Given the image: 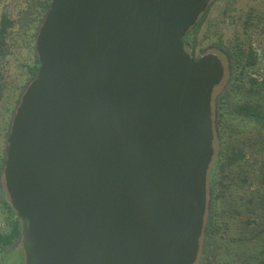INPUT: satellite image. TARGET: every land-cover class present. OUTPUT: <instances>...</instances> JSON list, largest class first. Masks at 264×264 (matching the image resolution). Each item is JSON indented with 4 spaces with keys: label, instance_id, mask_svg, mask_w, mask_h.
Masks as SVG:
<instances>
[{
    "label": "water",
    "instance_id": "95a60500",
    "mask_svg": "<svg viewBox=\"0 0 264 264\" xmlns=\"http://www.w3.org/2000/svg\"><path fill=\"white\" fill-rule=\"evenodd\" d=\"M214 0H50L4 160L24 264H196L210 211Z\"/></svg>",
    "mask_w": 264,
    "mask_h": 264
},
{
    "label": "rangeland",
    "instance_id": "374dc122",
    "mask_svg": "<svg viewBox=\"0 0 264 264\" xmlns=\"http://www.w3.org/2000/svg\"><path fill=\"white\" fill-rule=\"evenodd\" d=\"M44 1L0 0V23L5 15L12 23L5 39L0 38V231H10L18 219L6 204L5 149L13 114L37 65L36 36L47 12ZM199 23L187 40L195 45L193 54L200 56L211 45L237 52L240 62L235 70L241 74V82L235 81L230 55L227 61L214 51L222 58L226 74L213 95L218 133L210 170L219 160L214 177L216 189L223 195L212 202L208 187L210 211L196 264H264V131L238 112L247 101H260L264 110V90L259 95L252 82L256 79L264 86V0H214ZM219 98L224 99L221 111ZM224 151L228 157L218 159ZM11 251L13 255L3 264L25 263L21 243Z\"/></svg>",
    "mask_w": 264,
    "mask_h": 264
},
{
    "label": "trees",
    "instance_id": "16d2710c",
    "mask_svg": "<svg viewBox=\"0 0 264 264\" xmlns=\"http://www.w3.org/2000/svg\"><path fill=\"white\" fill-rule=\"evenodd\" d=\"M49 3H50V0H46L43 2V6L45 8L44 13L47 11V9L49 7ZM200 23L198 24V26L200 25ZM11 25H12V23L9 20V18L6 15L3 16L1 19V23H0V38L2 41L5 39L6 34L8 32V29H9V27H11ZM188 36H189V34H187L185 36V38H184L185 42H187ZM187 43H189V42H187ZM191 47H193V45ZM194 47H195V45H194ZM225 51L227 52V54L230 55L232 67H233V70L236 74V76H235L236 80L235 81H236V83H240L241 82V78H240L241 74L237 73L235 70V69H237L239 62H240L239 58L236 60L237 52H232L229 48L225 49ZM36 62H37V65H35V67L32 69V76L33 77L36 75L38 67H39L38 59ZM252 82L253 83L255 82V85H256L255 88L257 89V93L260 95L264 90V86L258 85V83H257L258 81L256 79H252ZM2 90H3L2 89V83L0 82V97L2 94ZM223 100H221L220 98L218 100L219 111L222 110V107H220V106L222 105V103H224ZM261 105H262V103L260 101H256V103L251 102V101H247L245 104L238 107L239 108L238 112L241 115H243L245 117H249L252 120H254L255 122H257L260 125L261 129L264 131V110L261 107ZM221 115H222V113L220 112L219 118H218L219 122L221 121V118H222ZM225 156H227V155L224 151L221 158L219 157L218 159L223 160V158ZM218 163H219V160L215 161L212 169L210 170V172L208 174V187H209L210 198H211L212 202L216 201L218 198H220L223 195L221 191L220 192L217 191L216 185H215L216 182H215L214 174H215V170H216ZM212 202H211V205H212ZM6 204L9 206L10 209H12L9 202H6ZM249 223H251V221H249ZM210 226H211V221H210L209 226H208V233L211 232ZM20 235H21L20 222L18 219L14 220L12 222V224L10 226V231H6V230L0 231V264H3V261L6 258H9V256L13 255L11 250L15 248L16 242L20 238ZM202 264H205V262L202 261Z\"/></svg>",
    "mask_w": 264,
    "mask_h": 264
},
{
    "label": "flooded vegetation",
    "instance_id": "af4514ba",
    "mask_svg": "<svg viewBox=\"0 0 264 264\" xmlns=\"http://www.w3.org/2000/svg\"><path fill=\"white\" fill-rule=\"evenodd\" d=\"M186 45H187V47H188L190 50H192L191 45H190L189 43L186 42ZM214 51L219 52L220 54H222V55L227 59V61H229L228 58H227V56H228L227 52H226L223 48H218V47L213 46V45L207 47V48L203 51V54H205V53H207V52H214ZM194 55H195V53H194ZM195 57H199V56H196V55H195ZM221 59H222V58H221ZM222 61H223V60H222ZM228 63H229V62H228ZM229 69H230V63H229Z\"/></svg>",
    "mask_w": 264,
    "mask_h": 264
}]
</instances>
